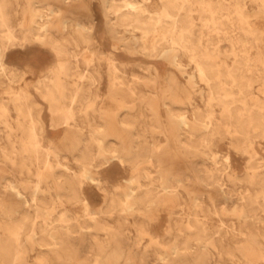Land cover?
<instances>
[{
	"label": "rangeland",
	"instance_id": "rangeland-1",
	"mask_svg": "<svg viewBox=\"0 0 264 264\" xmlns=\"http://www.w3.org/2000/svg\"><path fill=\"white\" fill-rule=\"evenodd\" d=\"M127 1L0 0V264H264V0L243 17L209 0L258 61L220 95L180 52L155 55L160 0H129L150 49L112 33ZM226 19L204 26L220 68L240 51Z\"/></svg>",
	"mask_w": 264,
	"mask_h": 264
},
{
	"label": "bare ground",
	"instance_id": "bare-ground-1",
	"mask_svg": "<svg viewBox=\"0 0 264 264\" xmlns=\"http://www.w3.org/2000/svg\"><path fill=\"white\" fill-rule=\"evenodd\" d=\"M160 1L164 5L167 12L163 15V17L159 18L155 24L153 23L155 26L154 33L158 34L162 40V42L158 44L155 49V55L164 57L180 52L181 59H187L189 64L195 68L192 77L198 81H205L209 83L218 95H220L221 89L217 86L216 80L219 79L220 76H225L228 82L231 81L241 86L247 76L251 74L252 69L257 65L258 61L248 54L247 44L241 36L235 35L229 31L231 26L233 27L234 25L232 19L233 12L225 6L216 7L209 0H194L199 5V11L201 13L203 26L200 27L195 23V19L192 14V0ZM245 1L246 0H238L236 5L235 13L240 17L246 16L248 13ZM225 11L226 13L224 14ZM40 13L43 19L45 16L44 11H40ZM114 13L116 15L115 26L118 30L112 31V33L120 37L121 30H126L128 32L130 29L134 31L141 29L143 36L137 38V43H135L134 47L143 50L150 49L145 46V42H147L145 36L149 34L148 20L151 18L145 8L128 0L124 7L115 10ZM223 15L227 17V25L224 26L227 31V38L234 43H237L240 48L239 53L232 54L234 58V65L232 68L227 66L220 68V66H218L217 62L213 58L214 48L212 46V42L214 36L208 35L204 29V26H207L208 33L215 35L217 30L221 28L220 18ZM65 23H67V20ZM40 27L43 26L40 25L39 28ZM82 27L84 30H89L86 25H83ZM240 28H243V25L240 24ZM181 59H178L177 61H180ZM222 89L227 93L225 96L221 95L219 98L228 105L234 104L236 107V104L240 101V99L230 93L227 89ZM70 117L71 116L68 115V119ZM182 122L186 124L185 118H182ZM253 122L254 120L252 119L239 117L236 121V127L242 134H246L247 126ZM19 197L22 198V194H19ZM63 232L70 239L76 240V236L70 228L66 227ZM104 264H108V262L106 261Z\"/></svg>",
	"mask_w": 264,
	"mask_h": 264
},
{
	"label": "crops",
	"instance_id": "crops-1",
	"mask_svg": "<svg viewBox=\"0 0 264 264\" xmlns=\"http://www.w3.org/2000/svg\"><path fill=\"white\" fill-rule=\"evenodd\" d=\"M35 60H36V58H35ZM6 62H7V64L9 65V66H15V65H20L21 63H18V64H16V63H11L10 62V58H8L7 60H6ZM54 132H51L50 133V136L53 134Z\"/></svg>",
	"mask_w": 264,
	"mask_h": 264
}]
</instances>
